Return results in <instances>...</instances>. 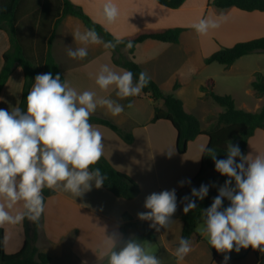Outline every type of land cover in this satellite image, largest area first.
<instances>
[{
	"label": "crops",
	"instance_id": "0c3cea01",
	"mask_svg": "<svg viewBox=\"0 0 264 264\" xmlns=\"http://www.w3.org/2000/svg\"><path fill=\"white\" fill-rule=\"evenodd\" d=\"M69 1L81 7L93 21L103 26L117 39L131 40L142 34L162 33L174 28L184 30L178 43L148 39L138 44L133 54H130L127 48L111 49L104 48L102 44L89 45L88 56L82 60L70 58L67 55V49L81 46L75 42L72 34L77 28L81 31L86 29L84 22L75 16L68 15L63 18L56 30L53 55L65 82L78 92L92 91L98 100L110 98L124 106L123 113L118 116L111 115L106 108L99 106L92 116L111 120L124 131L131 133L134 137L132 143L125 142L107 126L93 125L103 136V156L115 169L125 173L139 185L146 186L147 194L142 195L144 193L140 189L137 198L126 200L114 196L103 186L96 188L94 181L91 190L79 197H74L62 190H55L56 194L49 197L44 206L37 246L41 252L52 257L51 264H102L106 258H100V253L107 237L115 234L119 243L124 237L132 238L138 233L134 229H129L126 234L121 232L122 216L128 214L134 221L140 220L137 214L149 211L144 207V202L146 197L153 193V188L159 186L161 192L175 189L177 200H181L185 206L187 201L184 198L189 197L192 190L187 186L189 181L191 182L201 171L204 153L201 149L207 147L209 139L206 136H200L189 142L185 154H179L176 145L177 132L173 125L164 120L153 122L155 108H164L163 101H155L150 95L141 91V94L135 96L130 102L132 107L129 108L127 106L129 97L119 99L114 87L102 91L96 85L95 77L100 66L107 64L114 71L120 72L122 69H127L117 64L116 60L127 58L134 61L163 93L182 100L186 112L197 117L201 122V129L207 131L214 121L210 122L208 118L218 116L224 109L215 103L210 95V92L216 93L214 89L217 85L214 75L210 72H212V66L218 63L206 64L205 60L221 49L263 38L264 13L244 12L237 8L219 9L212 5L214 0H186L178 9L161 6L156 0H113L120 9V17L115 23L108 24L102 16V5L105 0ZM220 16L224 17L220 27L209 30L206 35L198 34L193 28V25L201 18L215 19ZM222 25L225 27L221 28ZM10 46L8 34L0 30V72L3 67V55ZM256 54L258 60L253 59L255 54H251L238 59L230 67L218 65L224 68L222 71L224 74L230 75L234 71L247 70V65L252 60L259 63L264 53ZM251 70V73L248 71L250 75L248 86L250 85L252 91L247 90L246 94L256 99L253 110L249 108L247 100L239 102L237 96L231 92H226L225 95L233 97L237 109L259 112L264 107V96L260 97L254 91L253 75L258 70ZM24 82V71L18 66L0 95V109L11 110L20 105ZM202 86L208 91H203ZM211 104L219 106L215 113L210 114L211 112L205 111L204 107L201 111L199 110V107ZM191 149L199 155L193 166L184 161V157ZM168 150H175L171 157L167 155ZM249 154L253 156L264 154V129H257L254 136L249 139L243 155ZM175 164L178 168L177 176L173 175L172 166ZM161 175H164L165 179H162ZM209 175L218 176L217 171L213 172V169L206 167L204 176ZM182 181L183 186H181ZM20 207L17 205L14 211L19 210ZM182 214H179L176 219L180 226L177 238L172 243L173 248L177 247L182 235ZM145 222L149 225L152 223V221ZM169 230L170 227L167 229L161 227L159 232L155 230L156 242L167 244L166 234ZM1 231L4 239L7 236L6 254L18 253L26 239L24 220L16 225L6 224L0 227ZM201 244H207L208 248L214 250L215 257L211 264L220 262L224 264L225 254L218 253L208 244L205 237L195 234L191 239L192 251L198 250ZM187 257L188 255L180 262L187 264ZM230 259L227 264H230Z\"/></svg>",
	"mask_w": 264,
	"mask_h": 264
},
{
	"label": "clouds",
	"instance_id": "9594fccd",
	"mask_svg": "<svg viewBox=\"0 0 264 264\" xmlns=\"http://www.w3.org/2000/svg\"><path fill=\"white\" fill-rule=\"evenodd\" d=\"M102 16L108 24L115 23L120 17L119 7L113 0H105ZM224 17L209 20L201 18L193 25L200 35L220 27ZM79 47L67 49L72 59L88 56L89 45H103L115 49L124 43L122 39L105 42L95 28L73 32ZM133 47L129 40L127 49ZM151 77L146 72L139 74L138 80L130 70L114 71L104 64L95 77L96 85L106 91L115 88L119 99L135 97L147 87ZM104 107L113 116L124 111V106L110 98L96 99L92 91L78 92L61 81V76L51 72L37 74L26 97V111L19 106L11 110L0 109V227L16 225L25 218L38 223L44 211L45 188L62 190L74 197L82 196L92 188H100L108 179L98 164L104 155L103 136L99 129L90 123L97 108ZM129 108L132 104L127 105ZM175 150H168L171 157ZM215 162V170L229 179L211 207L202 211L200 234L218 253L224 255V264L230 259L226 253L251 247L264 253V154L243 155L238 145L227 144V158L217 159L215 148L205 147ZM239 158V162H237ZM235 186L230 187L232 181ZM183 181L181 186H183ZM190 183V181H189ZM208 194V186L202 185L192 196L203 200ZM230 206L222 209L223 200ZM187 203L184 214L196 208L195 200L184 198ZM17 205L21 207L15 210ZM144 207L149 211L138 213V219L152 221L149 225L157 232L169 228L177 210L175 189L152 193L146 197ZM159 225L160 227H157ZM7 236L5 237V242ZM115 234L107 237L100 258L107 264H161V260L146 244L136 239L123 242L117 250ZM192 251L191 241L181 237L174 251L178 261Z\"/></svg>",
	"mask_w": 264,
	"mask_h": 264
},
{
	"label": "trees",
	"instance_id": "16d2710c",
	"mask_svg": "<svg viewBox=\"0 0 264 264\" xmlns=\"http://www.w3.org/2000/svg\"><path fill=\"white\" fill-rule=\"evenodd\" d=\"M23 1L0 0V30L8 34L11 45L9 50L3 55V67L0 72V95L15 68L20 66L24 71L25 82L19 107L22 111H26V97L37 74L51 72L55 76L59 73L61 81L65 82V78L53 55V41L56 30L64 17L72 15L81 19L87 28H95L100 37L106 42L112 41L115 43L117 38L103 26L93 21L81 7L74 5L69 0H55L53 6H49L47 0H45L40 10L34 11L30 25L25 29L21 28V20L25 17L22 12ZM156 1L159 5L170 9H178L186 2V0ZM212 5L219 9L237 8L244 12L264 13V0H214ZM183 31L181 28H174L162 33L142 34L131 39L133 47L128 49V51L133 54L136 46L148 39L178 43ZM123 41L124 43L119 44L116 48H126L129 40ZM256 53H264V37L241 42L231 48L221 49L206 58L205 63H218L230 67L238 59ZM116 63L132 71L136 80H138L139 74L143 71L137 63L127 58L116 60ZM252 87L257 95L260 97L264 96V76L261 73H256ZM201 89L208 91L204 86ZM142 91L150 95L155 101H163L164 108H155L153 122L164 120L173 125L177 132V152L181 155L186 153L189 142L196 140L200 136H206L209 139L207 147L215 148L217 159L227 158V144L229 141L233 145H238L243 154L247 149L249 139L254 136L256 130L259 128L264 129V107L259 112H247L237 109L231 95H218L210 92L215 103L221 106L224 111L216 117L210 116L208 119H214L215 122L209 130L203 131L200 120L186 112L183 101L173 95L163 93L152 79ZM133 98L129 97L128 104ZM90 123L109 127L127 143L134 141L131 133L124 131L111 120L91 116ZM237 162H239V158H237ZM93 167H98L103 173L107 174L108 179L104 181L103 187L114 196L126 200H133L139 196L140 186L128 175L115 169L104 156ZM206 167L215 170V162L204 152L201 161V171L188 184L187 188H195L198 191L197 187L206 185L208 186V194L203 200H199L192 196L191 190L188 199L195 200L197 206L189 213H183L181 217L183 221L181 237L190 241L196 234L202 211L210 207L214 198L219 194V189L224 187L225 181L229 179L220 173L217 177H205L204 169ZM55 194V190L47 188L43 190L44 206L47 199ZM42 215L38 223H34L27 218L24 219L26 239L23 248L16 254H6L4 235L2 231L0 232V264H51L52 257L41 252L37 246ZM122 220L123 224L120 230L123 234H126L129 229H135L138 233L132 238L124 237L117 243V250L122 247L124 241L129 239H136L140 243L157 241L155 230L148 227L149 224L145 221H134L128 214H124ZM102 264H107V260ZM259 264H264V253L259 258Z\"/></svg>",
	"mask_w": 264,
	"mask_h": 264
},
{
	"label": "rangeland",
	"instance_id": "374dc122",
	"mask_svg": "<svg viewBox=\"0 0 264 264\" xmlns=\"http://www.w3.org/2000/svg\"><path fill=\"white\" fill-rule=\"evenodd\" d=\"M45 2V0H24L22 3V12L25 14V17L21 20L20 27L21 28H26L27 26L30 25L32 22L33 16H34V11H39L41 5ZM55 0H47V3L49 6L54 5ZM213 18L210 17L209 20H212ZM225 25H222L221 28H224ZM210 31H212L210 29ZM262 54V53H261ZM255 56L253 59L257 58V54L253 55ZM263 57V56H262ZM258 60V58H257ZM250 62V61H249ZM248 62V63H249ZM214 68V69H213ZM223 67L215 64L212 66V72L211 74L214 75V79L216 81V87L214 91L219 95H225L227 94L226 92H231V94H234L237 96L239 102L247 100L249 104V108L253 110L256 106V99L251 98L249 95H247L246 91H252V88L250 85L248 86V79L250 78V75H248V71L251 73V69H256L258 72L256 73H261L264 76V57L259 63L251 61L247 65V70L242 69L239 71H234L230 75L224 74ZM253 75V78L255 80V75ZM204 107V110L207 112H211L210 114L215 113L216 108H219L217 104H211V105H203L201 108L199 107V110L201 111L202 108ZM214 119L209 120L210 122L213 121ZM215 120L211 123L210 127L214 124ZM199 158V155L197 152H193V150H189L184 157V161L187 162L188 165H195L196 159ZM197 162V161H196ZM174 172L173 175L177 176V165L172 166ZM215 170H213L214 172ZM172 175V176H173ZM217 175L219 173L217 172ZM173 176V177H174ZM162 179H165L164 175H161ZM207 178L211 177H216V176H205ZM176 181V180H175ZM137 183V182H136ZM138 184V183H137ZM139 185V184H138ZM140 189L143 191L145 195L147 194V187L144 185H139ZM235 186V181H232L231 187ZM164 188V186H163ZM200 189V187H197ZM153 193H160L161 189L160 187H156L152 189ZM144 196V197H145ZM230 204V201H228L226 198L223 200L222 204V209L228 207ZM184 205L182 204L181 200H177V210L176 213L173 215L172 220L174 223L170 225V230L166 234V239H167V244H164L162 242H145L148 247H150L151 251L154 252V254L161 260V264H186V263H181L180 261L177 260V258L174 255V251L176 248H173L174 246L172 245L173 241L177 238V234L179 231V224L177 219V216L179 214H182L183 212ZM202 219L199 221L198 227L201 225ZM159 226V225H157ZM149 227V225H148ZM135 230V229H134ZM137 231V230H136ZM138 232V231H137ZM196 235H201L200 232L196 231ZM214 250H211L210 248L207 247V244H201L198 250H193L188 254L187 257V264H211L213 263L214 260ZM229 255L231 257V261L229 262L230 264H258L259 263V258L263 254L260 251H254L251 247L247 249H241L239 252L232 251L230 253H226V255ZM258 261V262H257ZM219 264H223V262H220Z\"/></svg>",
	"mask_w": 264,
	"mask_h": 264
}]
</instances>
